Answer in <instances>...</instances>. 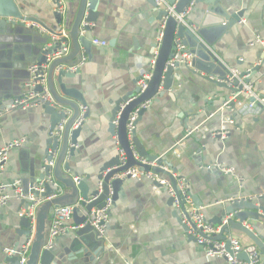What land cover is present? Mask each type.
I'll return each mask as SVG.
<instances>
[{
    "label": "crops",
    "instance_id": "0c3cea01",
    "mask_svg": "<svg viewBox=\"0 0 264 264\" xmlns=\"http://www.w3.org/2000/svg\"><path fill=\"white\" fill-rule=\"evenodd\" d=\"M193 2L187 22L196 29L193 33L199 41L208 47L207 54H212L211 60L203 58L198 64L206 77L183 68L172 90L151 100L136 132L150 155L166 159L177 171L175 176L188 182L195 203L201 205L212 224L228 204L226 201L264 192V111L248 107L235 114L223 111L228 91L209 80L223 78L226 71L237 69L240 73L252 72L248 78L255 91H264V0ZM67 3L62 25L70 31L81 2ZM15 4L28 23L13 28L2 24L0 18L2 101L5 97L15 101L23 94L28 67L40 57L46 35L32 24L40 23L47 31L57 28L50 0H15ZM161 11L152 0H97L93 36L106 41L107 46L94 44L89 54L82 48L81 54L72 58H86L80 71L74 77L63 78L65 89L83 98L86 107L81 106V112L88 115L74 147L75 156L66 162L80 179L89 177L86 182L90 191L96 188L102 165L118 155L116 137L109 133V123L114 119L113 102L134 93L139 80L150 71L160 36ZM233 15H238L239 20H233ZM185 40L189 51L197 50L192 37L186 35ZM72 53L70 50L68 56ZM256 68L259 70L254 73ZM58 74L55 70V89L66 99L57 81ZM243 101H248V97H243ZM66 111L71 115V110ZM50 124V117L42 108L0 115V149L24 140L9 154L1 179L5 185L20 183L25 193H30L40 182ZM185 124L190 131L184 129ZM224 130L229 131L227 139L214 137L213 134ZM219 163L235 169V176L206 170ZM170 199L164 188L148 180H126L110 208L103 240L95 243L93 233L83 237L73 232L62 235L52 249V264H227L222 258L206 257L203 248L186 234L181 212ZM256 203L264 206V199ZM24 207L17 198L0 207V263L10 255L9 250L27 241L18 234ZM69 223L77 225L73 216ZM247 224L251 231H258L264 220L249 219ZM228 235L244 246L253 244L239 231L232 230ZM86 252L96 255L95 262L84 263Z\"/></svg>",
    "mask_w": 264,
    "mask_h": 264
},
{
    "label": "water",
    "instance_id": "95a60500",
    "mask_svg": "<svg viewBox=\"0 0 264 264\" xmlns=\"http://www.w3.org/2000/svg\"><path fill=\"white\" fill-rule=\"evenodd\" d=\"M154 5L156 3L154 0ZM170 5L176 6V12L178 14L182 13L194 0H166ZM203 0H196V3L202 2ZM80 8L74 22L72 29L69 31V37L71 42V55L65 57L64 59L55 61L49 71V88L53 98V103H45L42 106L43 112L50 117V128L48 132V139L46 141V146L44 150V164L42 166V172L40 177V183L43 184L45 192L41 195L34 193L35 197L41 196L44 199L51 198L56 196L59 192L57 188H54L51 184L47 182V178L52 174L55 181L60 185L63 193L52 200H48L42 205H40L36 211V221L34 226L33 233V244L31 248L30 255L28 257L27 264H52L55 257L54 253L49 250L44 249V245L47 242L50 227L52 224V219L54 216V211L57 208L64 206L75 205L81 200V208H76L73 212V219L77 225H83L90 218L91 212L96 208H103L106 204L108 198H112V201L115 202L118 199V194L126 180L130 178L120 179V175L130 170L134 167H140L145 171L152 170L156 174L166 175L170 179L173 188L177 193L178 199H180V193L178 191L177 182L174 178V175L177 174V171L172 167V165L163 157L158 155H150L145 149L144 145L140 142L136 130L133 132L132 143L135 149V154L138 156L139 160L135 159L134 152L131 147V142L129 141L127 135V124L131 114L145 104L148 101L155 100L157 96H162L165 92L172 90L173 83L177 78V74L185 67V64L180 61H176L173 64L170 63L175 56V38H180L183 40L185 46H187V41L185 40L186 35L192 37L195 41L194 47L197 50L189 51L196 56L194 60V69L190 70L195 73L200 72V67L198 66L199 62L205 58L211 60L212 54H207V49L204 44H202L199 39L194 35V33L184 25H179L173 18H169L164 35L162 45L159 51L158 58L156 60L155 69L152 74V78L148 83L147 90L139 96L137 99L129 103L122 109V107L132 99L135 94L140 92L139 88L136 89L134 93H129L124 97H121L117 101L113 102L112 117L113 120L109 123V133L113 137H117L119 140L120 147L124 150L127 155V164L121 167L119 155L114 156L108 162H105L97 176L96 188L93 191H90V188L86 181L89 180L87 176L86 179H79V175L74 172L69 162H66V159L72 158L75 156L74 147L78 144V139L81 135L82 126L84 122L76 130H72L74 124L81 116V106L86 107V103L81 96L75 95L74 91H68L65 89L63 84L64 77H74V74L65 73L61 71L57 75V81L60 84L62 95H65L66 99L60 96V93L55 89L54 85V71L56 67L60 64L64 65H77L83 57H80L78 60L73 61V57L79 56L81 54L82 48L86 53H90L93 41V29L92 25L97 21V12L96 4L97 0H80ZM55 19L57 23V28L55 31H49L50 33H56L60 31V26L62 25L64 17L58 13H55ZM167 16L165 11L160 12V20L163 21V18ZM0 18H2V24H7L9 27L18 28L21 25L28 23L25 17L19 13L15 0H0ZM233 20H239L238 15L231 16ZM28 20V19H27ZM37 23V22H35ZM40 24V23H39ZM84 28V33L81 35V28ZM22 28V27H21ZM45 41L43 46L39 50L38 56H40L35 61L40 63L45 62L46 55L54 52V48L48 51H43L44 45L50 41V36L46 35L44 37ZM185 40V41H184ZM186 52V51H185ZM34 60L32 62H35ZM70 62V63H68ZM217 61L214 59V63ZM259 68L254 69V73L257 72ZM199 74V73H198ZM251 73L242 72L240 77L245 79L246 83L250 82V78L247 76ZM228 77H233L229 71H226L225 77L221 78L220 81L209 78L210 81L215 83L219 88H222L227 92L225 95V101H228L231 95L238 94L241 92L242 87L239 86V83L234 79L233 84H228ZM208 79V78H207ZM38 90H41L38 88ZM162 90V91H161ZM155 98V99H154ZM8 102L11 104L9 105ZM14 99H9L5 97V100L0 99V110L4 111L6 108L10 107ZM9 105V106H8ZM8 106V107H7ZM71 110V115L66 110ZM147 109H141L139 112V118L136 122V125L141 120V117L146 112ZM1 111V112H2ZM118 116V117H117ZM88 117L87 113L84 116V120ZM117 117V118H116ZM66 121L65 129L62 134V139L54 137V132L57 127L63 122ZM184 129L189 130V126L185 124ZM73 145V148H70V145ZM57 154V156H55ZM140 160H146L147 164L141 163ZM55 162L54 167L47 165L46 163ZM148 163H155L156 166L152 167ZM164 166L169 169L167 172ZM154 185L161 188V185L153 183ZM102 187V193H99V186ZM100 194V195H99ZM98 197L92 203H87L90 199ZM258 201V200H257ZM256 200H236L233 203H228L223 207L220 216L212 224L221 227L220 233L215 237L217 240H225L226 236L232 231H239L245 234L253 242L254 245L258 247L262 254L264 264V224L262 229L258 231H251L249 227L247 228L245 223L249 219L259 222L264 220V206L260 203H256ZM25 207L23 210L28 211L32 202L29 199L21 200ZM170 203L173 205V199H170ZM201 207V205H197ZM179 216V215H177ZM229 218V219H228ZM181 220V219H180ZM227 222L225 223V221ZM20 227L22 228L19 236L26 237L27 239L32 234V224L30 220L26 217H21ZM185 231L187 227L184 226ZM86 233H93L95 235V243H99L102 239L98 236L97 232L90 225H86L76 232L78 237H83ZM83 239V238H81ZM24 244V243H23ZM22 244V245H23ZM21 245V247H22ZM230 244H227L228 250L230 249ZM19 243L16 245L14 251L15 254H11L4 258L0 264H20V257L17 252L20 250ZM95 256L93 254H87L84 263L95 262ZM98 256V253H97ZM237 258L239 260L247 261L245 253L238 254Z\"/></svg>",
    "mask_w": 264,
    "mask_h": 264
},
{
    "label": "built area",
    "instance_id": "2783aa9c",
    "mask_svg": "<svg viewBox=\"0 0 264 264\" xmlns=\"http://www.w3.org/2000/svg\"><path fill=\"white\" fill-rule=\"evenodd\" d=\"M54 5V12L60 14L61 16L65 17L67 13V0H50ZM156 3V7L159 10L165 11L167 16L163 18L160 25V36L155 45L153 51V60L151 62L150 71L144 75L138 82V88L140 92L136 94L132 99H130L123 107L137 99L141 96L148 88V83L152 78L153 71L155 69L156 60L159 55V51L163 41L164 31L167 25L169 18H173L178 26L184 25L192 32H195V28L191 27L188 24V17L195 5V2H192L188 8H186L182 13L178 14L176 12V6L170 5L166 0H154ZM32 26L36 28L38 31L45 35L50 36V41H48L44 47L43 51H48L54 48V52L46 55V60L43 63L38 61L32 62V64L28 67L29 78L25 85V91L23 94L15 100L12 105L6 108L4 111L0 113V115L9 113L14 110H21L26 111L31 108H42L45 103H53V98L51 95V91L49 88V71L51 65L58 60L64 59L68 56L71 50V42L69 37V31H67L63 25L60 26V31L56 33H50L46 30V28L39 24L33 23ZM195 29V30H194ZM82 31V29H81ZM83 35V31L81 32ZM259 42V41H258ZM93 43L96 46L106 47V41H98L94 40ZM175 56L170 63H174L176 61H180L181 63L185 64L189 69H194V60L196 56L189 52L187 47L184 45L183 40L180 38H175ZM186 51V52H185ZM85 57L77 65H64L60 64L56 67V72L60 73L64 71L65 73L75 74L80 71L83 63L85 61ZM198 72V71H197ZM233 77H228V84H233L236 79L239 83V86L242 87L241 92L238 94L231 95L228 101H225L224 105L222 106L223 111H229L231 114H235L238 111H241L243 108L248 107L251 110L254 109H262L264 111V91L263 92H256L252 84L246 83L244 78H241V73L237 69H231L229 71ZM201 73L204 77H206L202 72ZM252 74V72H251ZM250 74V75H251ZM248 75L247 77H249ZM210 77V76H209ZM211 79L220 81L221 78L211 77ZM40 88L41 90H38ZM243 97H248V101H243ZM152 105V101H148L143 104L141 107L136 109L130 116L127 124V135L129 141L131 142V147L135 155V159L139 160L138 156L135 154V149L132 143L133 132L136 130L137 125L136 122L139 118V112L141 109H147ZM84 112H81L80 118L74 124L72 130H76L81 124L84 122ZM233 124V121L230 122ZM66 121H63L55 130L54 137L58 138L59 140L62 139V134L65 129ZM189 134H192L189 132ZM215 138H220L221 140L227 139L229 135V131H219L216 134H213ZM24 143V140L17 141L14 143L7 144L6 146L0 149V207L6 206L11 199L17 198L19 200L29 199L32 204L28 211H23L20 213L21 217H26L30 220L32 224V234L27 239V241L22 245L20 250L17 252L18 256L20 257V264H27L28 257L31 252L32 244H33V233H34V226L36 221V211L40 205L45 203L48 200H52L53 198L61 195L63 190L61 189L60 185L55 181L53 175L51 174L47 178V182L51 184L54 188L59 190L56 196H53L48 199H44L41 196L35 197L34 193H38L39 195L45 192V188L42 183L37 184L33 187L30 193H25V190L21 187L20 183H16L10 187L5 185L2 182V175L5 170V165L9 159L10 152L16 148L20 147ZM115 143L118 147V155L120 157L121 167L127 164V155L124 150L120 147L119 140L117 137L115 138ZM74 146L71 144L70 148ZM57 156V154L55 155ZM141 163L147 164L146 160H140ZM152 167H155L156 164L148 163ZM49 165L52 168L55 165V162L46 163V166ZM165 169V168H163ZM206 170H219L225 175L228 176H235V169L230 167H225L221 163L215 164L212 167H206ZM120 179H127L130 178L132 180H148L152 184L157 183L161 185V188H164L171 199H173V205L176 207L178 211L181 212L180 218L181 223L187 227L186 234L191 237L200 247L203 248L206 257L208 258H222L227 261V264H262L263 258L260 250L254 244L244 246L239 239L234 238L231 235H227L225 240H217L215 237L220 233L221 227L214 226L213 224L209 223L206 219L204 214V209L198 207L194 201V198L190 191V186L188 182L180 177L174 175V178L177 182L178 191L180 193V199L177 197V193L173 188V185L166 175L156 174L152 170L145 171L140 167H134L130 170H127L123 174L120 175ZM80 178H77L78 181ZM238 182H242V179H239ZM158 187V186H157ZM99 193H102V187L99 186ZM99 194V195H100ZM98 197L90 199L87 203H92L97 200ZM261 200L264 199V192L259 195L251 196L250 198H243L239 200ZM236 199H231L226 201V203H233ZM112 198H108L106 200V204L103 208L93 209L90 215V218L87 222L83 225H73L69 223V220L73 216V212L76 208H81V200L77 202L75 205L71 206H64L57 208L54 211V216L52 219V224L50 227L49 235L46 244L44 245L45 250L51 251L58 240L59 237L62 235L68 234L70 232L76 233L81 228L86 226L87 224L94 228L97 232L98 236L103 240L106 235V230L109 222V213L110 208L112 206ZM229 219V218H228ZM227 220L225 221V223ZM246 227L248 228V224L245 223ZM264 227V226H263ZM230 244V249L228 250L227 244ZM245 253L247 257V261L239 260L237 258L238 254ZM7 254H15L14 250H9Z\"/></svg>",
    "mask_w": 264,
    "mask_h": 264
}]
</instances>
